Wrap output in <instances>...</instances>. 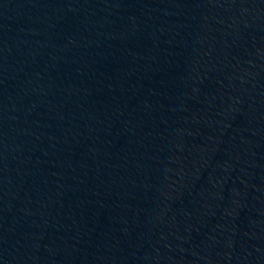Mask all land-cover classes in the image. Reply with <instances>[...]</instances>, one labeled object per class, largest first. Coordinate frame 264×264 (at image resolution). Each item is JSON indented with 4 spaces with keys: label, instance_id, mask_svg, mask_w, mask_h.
Returning a JSON list of instances; mask_svg holds the SVG:
<instances>
[{
    "label": "water",
    "instance_id": "obj_1",
    "mask_svg": "<svg viewBox=\"0 0 264 264\" xmlns=\"http://www.w3.org/2000/svg\"><path fill=\"white\" fill-rule=\"evenodd\" d=\"M0 264H264V0H0Z\"/></svg>",
    "mask_w": 264,
    "mask_h": 264
}]
</instances>
